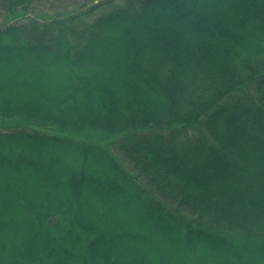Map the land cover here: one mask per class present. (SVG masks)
I'll use <instances>...</instances> for the list:
<instances>
[{
    "label": "trees",
    "instance_id": "obj_1",
    "mask_svg": "<svg viewBox=\"0 0 264 264\" xmlns=\"http://www.w3.org/2000/svg\"><path fill=\"white\" fill-rule=\"evenodd\" d=\"M2 18L0 264H264V0Z\"/></svg>",
    "mask_w": 264,
    "mask_h": 264
},
{
    "label": "rangeland",
    "instance_id": "obj_2",
    "mask_svg": "<svg viewBox=\"0 0 264 264\" xmlns=\"http://www.w3.org/2000/svg\"><path fill=\"white\" fill-rule=\"evenodd\" d=\"M3 21V18L0 19V23ZM2 124V121L0 120V126ZM86 132H90V133H85V134H76V136L78 138L84 139V140H89L92 142H97V143H101L103 145H107L110 142H112L113 140L117 139L118 137H107L106 135H104L103 132L101 131H86ZM66 133V132H64Z\"/></svg>",
    "mask_w": 264,
    "mask_h": 264
}]
</instances>
